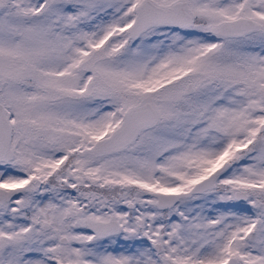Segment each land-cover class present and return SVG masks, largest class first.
I'll list each match as a JSON object with an SVG mask.
<instances>
[{
    "label": "snow or ice",
    "instance_id": "obj_1",
    "mask_svg": "<svg viewBox=\"0 0 264 264\" xmlns=\"http://www.w3.org/2000/svg\"><path fill=\"white\" fill-rule=\"evenodd\" d=\"M0 264H264V0H0Z\"/></svg>",
    "mask_w": 264,
    "mask_h": 264
}]
</instances>
